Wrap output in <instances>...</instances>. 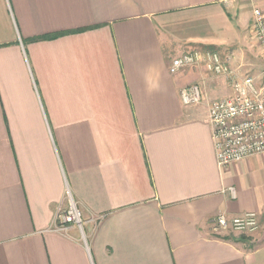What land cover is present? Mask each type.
<instances>
[{
	"label": "crops",
	"instance_id": "obj_1",
	"mask_svg": "<svg viewBox=\"0 0 264 264\" xmlns=\"http://www.w3.org/2000/svg\"><path fill=\"white\" fill-rule=\"evenodd\" d=\"M264 0H0V264H264V153L216 164L222 76L170 61L218 50L264 86ZM197 84L203 100L184 105ZM233 188L231 193L228 188ZM73 202L81 225L61 224Z\"/></svg>",
	"mask_w": 264,
	"mask_h": 264
},
{
	"label": "built area",
	"instance_id": "obj_2",
	"mask_svg": "<svg viewBox=\"0 0 264 264\" xmlns=\"http://www.w3.org/2000/svg\"><path fill=\"white\" fill-rule=\"evenodd\" d=\"M251 21L250 32L254 34L264 60V16L259 8L253 11ZM191 66H202L209 74L224 77L231 88L230 95L211 100L207 106V122L214 141L217 166L222 168L229 163L264 153V86L257 84L251 75L238 74L218 50L191 48L170 61L169 71L176 74ZM179 90L184 105L200 104L203 100L197 84ZM228 190L233 193L232 187ZM258 215L250 212L228 218L225 213H220L213 219L212 232L216 234L230 228L237 232H251L258 227ZM60 222L82 227L81 213L73 202L60 215Z\"/></svg>",
	"mask_w": 264,
	"mask_h": 264
},
{
	"label": "rangeland",
	"instance_id": "obj_3",
	"mask_svg": "<svg viewBox=\"0 0 264 264\" xmlns=\"http://www.w3.org/2000/svg\"><path fill=\"white\" fill-rule=\"evenodd\" d=\"M254 10H255V8H254ZM250 29H251V25L249 27V34H251V37H252V40H253V43H254V47H257L258 48V51L260 53V48L257 46L258 45L257 44V41L255 40L254 34H252L250 32ZM248 75H250V74H248ZM257 218H258V220H257V226L258 227L255 230L251 231V232H249V231H238L237 232V231L233 230L232 228H230V229H225V231H221L220 233H216V234H218V235H224L226 233H231L232 232V233H236V234L239 233V234L251 235V234H254V233H259V232L261 233L262 231H264V213H263V215L262 214H259L257 216Z\"/></svg>",
	"mask_w": 264,
	"mask_h": 264
}]
</instances>
